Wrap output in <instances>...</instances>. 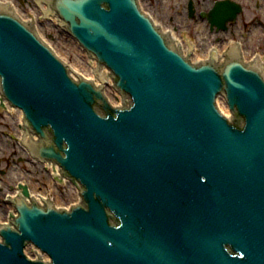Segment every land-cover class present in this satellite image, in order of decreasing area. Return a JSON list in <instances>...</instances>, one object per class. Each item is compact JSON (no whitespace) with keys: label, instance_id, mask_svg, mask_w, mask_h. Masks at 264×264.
Wrapping results in <instances>:
<instances>
[{"label":"water","instance_id":"95a60500","mask_svg":"<svg viewBox=\"0 0 264 264\" xmlns=\"http://www.w3.org/2000/svg\"><path fill=\"white\" fill-rule=\"evenodd\" d=\"M34 1L101 85L0 0L1 100L21 110L31 157L81 196L58 209L21 184L18 215L0 219V264H264V65L235 43L222 63L216 50L193 63L139 0Z\"/></svg>","mask_w":264,"mask_h":264},{"label":"rangeland","instance_id":"374dc122","mask_svg":"<svg viewBox=\"0 0 264 264\" xmlns=\"http://www.w3.org/2000/svg\"><path fill=\"white\" fill-rule=\"evenodd\" d=\"M4 1L12 3L17 15L24 22H34L40 37L76 72L87 79L94 80L96 84L99 83L93 75L92 59L81 45L58 25L59 20L54 17L46 18L34 0ZM140 5L157 22L163 32L171 29L175 34V0H140ZM245 42L247 44L244 50L249 60L254 53L248 44L253 45V42ZM203 56L202 53L197 54L194 60ZM106 94L111 103L121 104L123 101L121 95L110 86H107ZM223 102H225L223 98L218 99L221 110ZM12 110L0 109V219L6 220L12 214H16L14 206L7 197L9 193H18L19 183H26L31 193L37 197L51 193L55 205L69 206L78 202L80 195L74 192L75 186L70 181V184L57 182L52 174V167L49 168L45 164L46 168L45 165L35 161L18 142L15 132L18 129L21 130L18 124L20 114L18 109ZM39 252L40 250L33 245L25 250L27 256L38 257Z\"/></svg>","mask_w":264,"mask_h":264},{"label":"flooded vegetation","instance_id":"af4514ba","mask_svg":"<svg viewBox=\"0 0 264 264\" xmlns=\"http://www.w3.org/2000/svg\"><path fill=\"white\" fill-rule=\"evenodd\" d=\"M175 38L192 57L216 50L221 63L230 44H238L246 62L264 65V0H175ZM245 41L253 51L246 58ZM210 59V58H209ZM0 109L2 107L0 106Z\"/></svg>","mask_w":264,"mask_h":264},{"label":"bare ground","instance_id":"6f19581e","mask_svg":"<svg viewBox=\"0 0 264 264\" xmlns=\"http://www.w3.org/2000/svg\"><path fill=\"white\" fill-rule=\"evenodd\" d=\"M7 3H9L10 5H12V3L11 2H7ZM13 6V5H12ZM14 7V6H13ZM47 11H48V7L47 6H43V12H44V15H46L47 14ZM173 34V33H172ZM173 38H174V41H175V34H173ZM177 42H181V40H179L178 38H177ZM209 55V54H208ZM92 68H95V66H94V64H93V61H92ZM93 75H94V77H95V74L93 73ZM96 78V77H95ZM97 79V78H96ZM108 83H107V85L108 86H110V87H112V84H113V82L108 78L107 80H106ZM106 89H107V87H106ZM219 99V98H218ZM224 101H225V99H223ZM6 105V108H7V110H9V111H11L12 109H14V108H12V106H10L8 103H6L5 104ZM222 110H224V112H226L227 114H229L230 113V111H229V107H228V105H227V103H226V101L225 102H223V107H222ZM13 111V110H12ZM19 111V119H18V124L21 126V124H22V119H21V110H18ZM15 134H16V138H17V140H18V142L21 144V142L23 141L22 139H20L19 137L23 134V129H22V127H21V130H17L16 132H15ZM25 151H26V153H28V151H27V149H24ZM41 164V163H40ZM41 165H45V164H41ZM48 165V167L50 168V167H52V174L54 175V177H56L55 176V170L57 169V168H59L58 166H52L51 164H47ZM45 167L47 168V166L45 165ZM51 172V171H50ZM57 178V177H56ZM62 183H69L70 184V182L69 181H67V180H63L62 181ZM74 189V192L75 193H77L78 192V189H76V188H73ZM45 258H48V259H50V257H49V255H45Z\"/></svg>","mask_w":264,"mask_h":264}]
</instances>
